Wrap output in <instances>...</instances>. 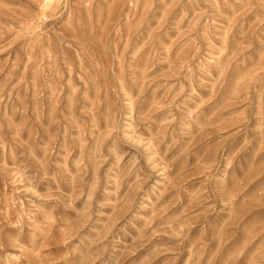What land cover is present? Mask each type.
<instances>
[{
	"label": "rangeland",
	"instance_id": "obj_1",
	"mask_svg": "<svg viewBox=\"0 0 264 264\" xmlns=\"http://www.w3.org/2000/svg\"><path fill=\"white\" fill-rule=\"evenodd\" d=\"M0 264H264V0H0Z\"/></svg>",
	"mask_w": 264,
	"mask_h": 264
}]
</instances>
